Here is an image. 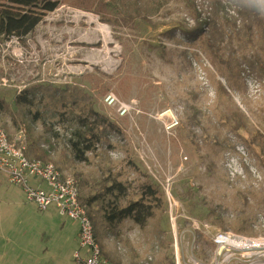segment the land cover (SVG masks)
Masks as SVG:
<instances>
[{"label":"rangeland","instance_id":"1","mask_svg":"<svg viewBox=\"0 0 264 264\" xmlns=\"http://www.w3.org/2000/svg\"><path fill=\"white\" fill-rule=\"evenodd\" d=\"M59 1V8L49 13L24 43L0 40V97L12 105L14 96L29 84L80 85L92 94L96 109L122 130L123 138H110L116 149L107 154L111 164L105 168L111 166L113 174L133 187L141 176L159 187L164 195L160 227L166 247L158 248L149 231L140 232L125 222L120 227L121 235L134 250L109 239L105 241L108 251L122 257L123 264H144L148 257L151 264H264V168L256 154L226 129L221 131L220 140H227L232 148L219 152L211 142L215 130L208 122V117L226 104L225 98L216 93L217 81L244 112L246 106L238 93L226 88L202 48L191 45L179 30L194 26L183 0L161 2L160 8L151 13L150 23L137 20L129 26L119 21L103 23L101 19L106 17L102 14L71 6L79 3L88 7L93 0ZM198 2L204 3V12L202 6L196 7L203 15L205 4L210 2ZM221 3L225 8L229 4L235 8L229 0ZM171 29L175 33L166 36ZM97 44L93 48L85 46ZM241 72L246 73L242 78ZM84 75L96 79H84ZM239 78L247 101L258 111L252 117L254 124L264 126V112L259 111L264 110V80L246 65L241 66ZM1 79L7 82L5 87ZM254 80L261 83L259 92L255 91ZM90 81L96 88H90ZM108 97L115 99L114 107L107 103ZM186 104L203 113L199 125H184ZM168 113H175L179 120L171 130H167L171 123ZM3 123L8 133L21 126L28 131V125L15 127L8 118L0 120V128ZM29 127L41 133L40 124ZM57 131L68 135L60 127ZM236 146L244 155L235 150ZM226 157L235 162L228 163ZM96 171L94 160L93 164L61 172L76 179V172L92 173L95 178ZM232 173L244 177L233 178ZM249 186L253 195L249 194L244 204L234 194ZM207 204L220 205L230 212L243 210L241 216L250 220L255 236L222 232L211 226ZM78 231L77 222L62 217L54 207L39 211L26 200L21 188L0 175V264H74ZM198 231L206 243L201 247L196 242ZM211 244L212 255L205 261Z\"/></svg>","mask_w":264,"mask_h":264},{"label":"trees","instance_id":"2","mask_svg":"<svg viewBox=\"0 0 264 264\" xmlns=\"http://www.w3.org/2000/svg\"><path fill=\"white\" fill-rule=\"evenodd\" d=\"M169 1L108 0L106 3L93 0L88 7L79 3L71 6L88 13L102 14L106 17L101 19L103 23L119 21L129 26L137 20L150 23L151 13L160 8L161 2L167 4ZM208 1L210 3L206 4L205 14L202 15L201 11L197 12L194 0H183L187 13L194 20V26L179 30L191 45L202 48L223 78L226 88L238 93L246 106L244 112L217 81L216 93L225 98L226 104L221 111L208 117V122L215 130L211 142L219 147V152L230 150V143L220 140L221 131L226 129L237 136L249 152L256 154L264 168V126L254 124L252 117L258 111L247 101L244 85L239 78L241 66L246 65L264 80V0H229L236 8L237 18L227 16L222 0ZM94 5L96 11H93ZM59 6V0H0V40L16 38L24 43L23 40L33 34L45 17ZM203 9L204 6L202 12ZM173 33L175 29L168 31L166 36L171 37ZM98 45L85 46L93 48ZM83 77L96 79L89 75ZM90 83L91 89L96 88L92 81ZM259 111L264 112L263 109ZM182 116L184 125L191 128L201 123L203 113L196 106L186 104ZM2 118H8L15 127L22 123L28 125L26 134L29 158L51 162L60 171L77 165H90L96 160L95 178L92 173L76 172L74 175L79 200L91 221L96 242L102 256L111 264H120V258L108 251L106 240L114 239L125 249L134 250L130 241L121 235L120 227L125 222H130L140 232L149 231L151 237L156 239L158 248L166 247L162 239L164 232L160 227L165 213L163 193L145 176H141L139 183L133 187L131 182L113 174L111 166L105 168L111 164L107 154L116 149L110 138H123V132L107 115L96 109L92 94L82 86L29 84L14 96L12 105L0 97V120ZM31 124H40L41 133L30 129ZM58 127L68 135H60ZM1 129L9 131L5 123ZM134 189L136 191L132 192ZM250 189L253 188L249 186L243 191L237 189L234 195L247 204L246 198L249 194L253 195ZM207 206V218L211 226L222 232L255 236L250 220L241 216L243 210L230 212L220 205ZM204 241L202 233L196 232L197 245L201 247ZM212 250L211 244L209 255L203 258L205 261H209Z\"/></svg>","mask_w":264,"mask_h":264},{"label":"built area","instance_id":"3","mask_svg":"<svg viewBox=\"0 0 264 264\" xmlns=\"http://www.w3.org/2000/svg\"><path fill=\"white\" fill-rule=\"evenodd\" d=\"M197 7L204 6L195 0ZM206 6V4H205ZM228 17L237 18L236 10L233 6H226ZM239 22V21H238ZM16 39V38H11ZM246 73L241 72V78ZM256 83L255 91H260V82ZM251 81H247L250 83ZM5 87L6 81L1 79ZM107 103L114 107L116 101L108 97ZM171 123L167 130H171L178 125V118L175 113H168ZM27 134L26 129L21 126L9 135L0 128V175H3L11 185L23 190L26 200L33 203L39 211H46L51 207L56 208L62 217L69 218L79 224L78 250L73 254L74 264H111L101 254L100 247L94 237L91 221L85 208L79 200V190L76 180L68 175H64L53 163H44L41 160L29 158L27 156ZM235 150L244 155L241 147L236 146ZM228 163H234L233 159L227 158ZM232 173V177L241 176ZM239 178V177H237ZM37 183V185L33 183ZM44 185L45 187H40ZM152 262L149 257L144 264Z\"/></svg>","mask_w":264,"mask_h":264},{"label":"crops","instance_id":"4","mask_svg":"<svg viewBox=\"0 0 264 264\" xmlns=\"http://www.w3.org/2000/svg\"><path fill=\"white\" fill-rule=\"evenodd\" d=\"M33 184L37 185V183H35V182H34ZM39 186H40V187H43V188L45 187L44 185H39ZM77 239H78V232H77V234H76V240H77ZM176 257H177L176 259L179 260V252H178V251H176ZM148 258H149V257H148ZM148 258H147V259H148ZM147 259H146V261H147ZM122 261H123V258L121 257V258H120V264H123ZM139 264H142V263H139ZM150 264H151V262H150Z\"/></svg>","mask_w":264,"mask_h":264}]
</instances>
